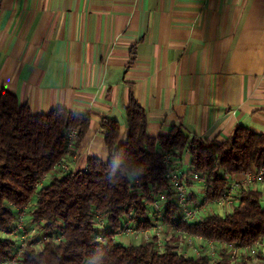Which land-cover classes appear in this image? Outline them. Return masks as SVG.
<instances>
[{
  "label": "crops",
  "instance_id": "crops-1",
  "mask_svg": "<svg viewBox=\"0 0 264 264\" xmlns=\"http://www.w3.org/2000/svg\"><path fill=\"white\" fill-rule=\"evenodd\" d=\"M0 86L33 114L90 113L68 170L107 158L102 118L125 140L130 94L151 137L181 129L222 142L238 126L264 134V0H0ZM181 157L184 168L189 153ZM240 186L264 207V183Z\"/></svg>",
  "mask_w": 264,
  "mask_h": 264
},
{
  "label": "trees",
  "instance_id": "trees-1",
  "mask_svg": "<svg viewBox=\"0 0 264 264\" xmlns=\"http://www.w3.org/2000/svg\"><path fill=\"white\" fill-rule=\"evenodd\" d=\"M124 117L127 134L122 142L119 123L101 119L106 159L89 157L83 169L61 171L55 165L85 135L90 113L58 107L33 114L14 93L0 86V262L18 246V234L10 237L3 232L15 226L17 209L24 208L25 222L37 225L46 239L38 248L28 244L18 264H254L250 258L233 261L224 250H218L215 257L188 255L179 249L180 239L170 230L161 249L155 237L124 244L117 240V233L125 222L137 229L150 227L155 218L153 202L161 193L166 195L165 219L178 213L162 162L165 151L173 152L180 163L188 148V164L182 170L189 202L197 199L194 182L188 179L192 172L202 174L205 199L213 201L226 191L229 176L264 166V134L238 126L222 142L189 138L181 129L151 137L146 112L132 94ZM71 130L77 137L68 149ZM234 201L229 212L209 210L177 227L241 245L264 239L260 193L239 186Z\"/></svg>",
  "mask_w": 264,
  "mask_h": 264
},
{
  "label": "built area",
  "instance_id": "built-area-1",
  "mask_svg": "<svg viewBox=\"0 0 264 264\" xmlns=\"http://www.w3.org/2000/svg\"><path fill=\"white\" fill-rule=\"evenodd\" d=\"M76 137L77 133L75 130H71L68 133V149L72 147ZM185 151L189 153L188 148ZM162 162L167 168V179L173 192V199L179 208L178 213L171 220L165 219L162 207L165 204L166 195L161 193L159 198L155 199L153 202V214L155 213V218H151L150 227L137 229L133 226L131 227L129 222H125V224L122 225V228L118 231L117 236L123 232L131 231L134 233L135 237L142 235L145 242L150 241L155 237V244L158 249H161L166 232L170 230L174 234H177V237L180 239L178 244L179 249L188 255L201 256L209 254L210 256L215 257L218 250H224L233 261L250 258L251 262L254 264H264V253H262L264 252V239L259 238L252 245H241L220 240H210L201 235L180 230L177 227L179 222H191L199 218L202 214H204V212L209 210V206L212 204L221 207L232 204L236 190L241 184L245 183L248 185H256L264 183V166L241 172L242 180L240 181L233 179L231 177L232 175L229 176V185L222 197L219 199L207 201L205 199L206 195L201 188V202L197 204L196 201L191 203L189 202V193L183 179V173L186 169L183 168V172L182 161L179 163L177 156H174L173 152L165 151L162 155ZM55 168L61 171L68 170L67 166L63 162L56 163ZM226 177L228 176L226 175ZM188 179L194 183H199L200 185L204 184V178L199 172L190 173ZM203 209H205V211H203ZM99 227L103 228L102 220L100 221ZM3 233L10 237H14L18 234V246L12 256L3 262H0V264H18L19 259L28 244L38 248L41 247L43 240L46 239L44 234L39 233L37 225H28L25 222L24 208L17 209V220L15 226L10 231ZM54 240L58 241L59 237H55Z\"/></svg>",
  "mask_w": 264,
  "mask_h": 264
},
{
  "label": "rangeland",
  "instance_id": "rangeland-1",
  "mask_svg": "<svg viewBox=\"0 0 264 264\" xmlns=\"http://www.w3.org/2000/svg\"><path fill=\"white\" fill-rule=\"evenodd\" d=\"M194 191L197 193V199L195 200L197 202V204H199V202H201L200 198L202 196V192H201V186L199 183H194ZM236 205V204H235ZM228 206V205H227ZM217 207L216 205L212 204L209 207H211V210H214L220 214H224L225 212H229L232 210L233 207ZM203 211H205V209H203ZM203 213V212H202ZM155 214V213H154ZM129 225L132 227V225L129 223ZM165 232V229H164ZM163 232V233H164ZM117 240L124 243V244H128V243H137V242H145V239L143 238L142 235H139L138 237H135L134 233H132L131 231L129 232H123L122 234L118 235ZM264 253V252H262Z\"/></svg>",
  "mask_w": 264,
  "mask_h": 264
}]
</instances>
